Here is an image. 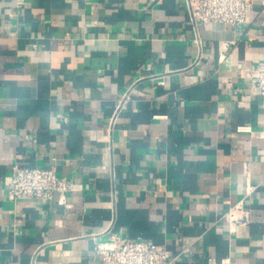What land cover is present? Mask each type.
<instances>
[{
	"label": "crops",
	"instance_id": "0c3cea01",
	"mask_svg": "<svg viewBox=\"0 0 264 264\" xmlns=\"http://www.w3.org/2000/svg\"><path fill=\"white\" fill-rule=\"evenodd\" d=\"M199 33L185 0H0V264H101L113 235L171 264H264V110L243 77L264 0ZM15 165L55 166L66 202L10 199Z\"/></svg>",
	"mask_w": 264,
	"mask_h": 264
},
{
	"label": "built area",
	"instance_id": "2783aa9c",
	"mask_svg": "<svg viewBox=\"0 0 264 264\" xmlns=\"http://www.w3.org/2000/svg\"><path fill=\"white\" fill-rule=\"evenodd\" d=\"M257 0H185L189 21L194 32V40L199 49L203 48V40L199 33L201 25L221 24L233 29L246 25L249 15L253 12ZM232 44L225 45V52ZM225 52L221 56L225 58ZM243 77L248 80L253 93L262 99L264 110V61L255 66L245 68ZM128 96L123 98L124 104ZM117 113L113 115L111 125H114ZM13 175L8 185L10 199H36L51 202L57 195L65 203L67 194L72 190V184L59 175L55 166L45 168L20 167L12 168ZM226 220L233 229L239 224L250 223L251 214L246 201L241 200L232 206ZM96 253L101 264H171L164 246L152 241L138 238L128 240L115 235L110 240L99 244ZM210 264H217L211 260Z\"/></svg>",
	"mask_w": 264,
	"mask_h": 264
}]
</instances>
